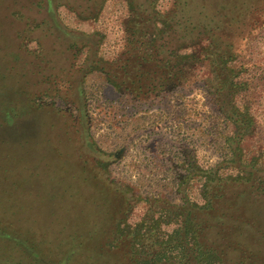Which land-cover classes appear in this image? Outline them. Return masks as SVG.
<instances>
[{"label": "trees", "instance_id": "obj_1", "mask_svg": "<svg viewBox=\"0 0 264 264\" xmlns=\"http://www.w3.org/2000/svg\"><path fill=\"white\" fill-rule=\"evenodd\" d=\"M108 1L28 4L44 15L38 30L57 34L63 48L87 64L86 74L102 75L128 101L146 103L173 88L201 85L226 123L223 159L205 167L189 157L174 180L179 203L164 194L146 196L132 183L115 182L97 170L57 164L65 193L88 189L89 194L78 198L82 210L73 218L74 229L59 233L53 263L264 264V161L253 143L259 135L256 111L264 104V72L257 74L251 59L252 44L264 35V0H171L166 10L160 0H114L126 5L128 15L126 41L113 60L100 54L98 34L70 29L60 18L64 10L78 22L95 21ZM12 109L0 113V174L12 165ZM193 188L202 202L192 198ZM55 199L51 194L45 201L54 205ZM86 206L93 209L85 211ZM139 207L140 219L132 224ZM14 229L0 221L2 237L18 236ZM22 240L34 260L44 258L47 252L31 242L29 231Z\"/></svg>", "mask_w": 264, "mask_h": 264}, {"label": "rangeland", "instance_id": "obj_2", "mask_svg": "<svg viewBox=\"0 0 264 264\" xmlns=\"http://www.w3.org/2000/svg\"><path fill=\"white\" fill-rule=\"evenodd\" d=\"M170 2L160 0V7L166 10ZM60 12L68 28L98 34L103 58L119 57L126 41L125 4L108 1L102 15L90 22ZM43 17L28 0H0V113L13 106L16 116L9 137L16 138L9 153L12 165L0 174V221L18 234L0 235V264H57V237L74 229L73 218L82 210L78 198L89 194L88 189L65 193L57 164L97 170L115 182L132 183L146 196L164 194L179 203L174 180L189 157L208 167L224 154L226 123L201 85L173 88L146 103L128 101L102 75L86 74L87 64L67 52L57 34L38 30ZM252 45L251 59L261 74L264 35ZM256 118L259 135L253 143L261 147L264 161V104ZM192 192L202 202L199 190ZM51 194L54 205L45 201ZM141 213L142 207L137 208L130 223ZM26 231L47 252L39 261L22 240Z\"/></svg>", "mask_w": 264, "mask_h": 264}]
</instances>
